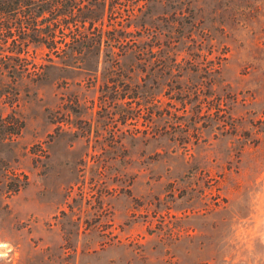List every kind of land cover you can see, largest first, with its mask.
<instances>
[{"label": "rangeland", "instance_id": "obj_1", "mask_svg": "<svg viewBox=\"0 0 264 264\" xmlns=\"http://www.w3.org/2000/svg\"><path fill=\"white\" fill-rule=\"evenodd\" d=\"M149 16L99 59L32 45L31 75L0 32V264H264V0Z\"/></svg>", "mask_w": 264, "mask_h": 264}, {"label": "trees", "instance_id": "obj_2", "mask_svg": "<svg viewBox=\"0 0 264 264\" xmlns=\"http://www.w3.org/2000/svg\"><path fill=\"white\" fill-rule=\"evenodd\" d=\"M173 2L187 7L192 4V0H0V32L4 33L3 41L7 43L3 56L6 70L3 72L11 69L21 75H31L30 66L36 65L29 51L32 45L47 48L49 54L45 60L48 66L67 63L71 59L80 61L89 56L99 59L100 48L104 45L113 54L117 45L129 41L126 34L130 32L124 33L123 30L131 26L133 32L146 30L153 24L150 10L156 7L165 9ZM119 7L131 10L125 16L126 29L118 27L116 21L105 24L107 15L111 18ZM177 10L176 14H179L182 8ZM140 35L132 49L139 57H145L153 49L164 59L168 55L173 58L179 55L178 50L173 49V43L156 48L152 38ZM141 61L142 69L147 65L145 60ZM175 62L173 59L174 64L164 66L166 75L173 79L174 73L179 71ZM99 64L97 60L96 67ZM33 75L40 76L41 72L34 71Z\"/></svg>", "mask_w": 264, "mask_h": 264}]
</instances>
